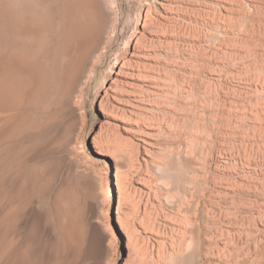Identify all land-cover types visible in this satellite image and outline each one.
<instances>
[{"label": "rangeland", "instance_id": "rangeland-1", "mask_svg": "<svg viewBox=\"0 0 264 264\" xmlns=\"http://www.w3.org/2000/svg\"><path fill=\"white\" fill-rule=\"evenodd\" d=\"M96 1L78 84L0 94V264H264V0Z\"/></svg>", "mask_w": 264, "mask_h": 264}, {"label": "bare ground", "instance_id": "bare-ground-1", "mask_svg": "<svg viewBox=\"0 0 264 264\" xmlns=\"http://www.w3.org/2000/svg\"><path fill=\"white\" fill-rule=\"evenodd\" d=\"M97 2L96 0H0V94L14 100L18 105L23 104L26 98L35 99L38 93L45 94L49 87L60 83L65 78L66 71H71L69 85L75 84L85 68V61L93 53L101 33L97 25L90 24L92 20L86 23L79 12L81 9L85 11L86 8L87 12H91L94 17L97 16L100 11ZM76 51L79 54L75 53ZM63 89L64 87L62 91ZM17 118L19 119V116ZM94 144L98 154H101L100 146L96 145L97 141ZM158 171L162 174L161 170ZM5 185L7 187L8 184ZM83 185L86 187L88 184L85 186L83 183ZM90 228L91 226H88L86 230L90 231L91 235L94 229L90 230ZM83 235L87 238L88 233ZM90 237L86 239L88 247L87 244H84L86 245L84 247H87L85 250L91 256L92 253L96 255L100 244L99 239L96 237L90 239ZM195 260L194 253L190 254L185 264H198Z\"/></svg>", "mask_w": 264, "mask_h": 264}]
</instances>
